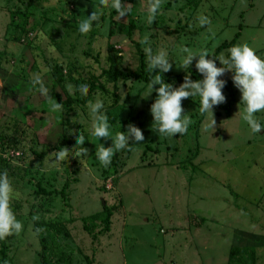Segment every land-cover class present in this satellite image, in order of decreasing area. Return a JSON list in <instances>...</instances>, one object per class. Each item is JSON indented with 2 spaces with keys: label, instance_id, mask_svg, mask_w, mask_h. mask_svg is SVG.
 Returning a JSON list of instances; mask_svg holds the SVG:
<instances>
[{
  "label": "rangeland",
  "instance_id": "rangeland-1",
  "mask_svg": "<svg viewBox=\"0 0 264 264\" xmlns=\"http://www.w3.org/2000/svg\"><path fill=\"white\" fill-rule=\"evenodd\" d=\"M122 2L132 10L117 20L114 10L97 7L100 0H0V135L10 137L8 145L0 143V170L15 189L10 205L22 224L20 233L3 239L5 264H264V129L252 134L240 118L239 91L222 89L225 102L213 108L214 129L205 127L208 115L199 113L198 97L182 99L191 122L185 134L166 137L152 127L155 85L142 98L150 82L103 74L146 71L153 79L146 49H166L172 66L161 76L175 88L182 82L169 77L186 75L178 67L183 48L215 58L216 48L236 33V44L247 43L264 57V0H161L151 24L146 0ZM92 10L100 22L79 33ZM200 15L210 23L201 27ZM48 64L57 66L55 73ZM194 64L195 58L190 79ZM231 75L220 78L227 82ZM36 76L47 97L32 83ZM93 77L107 86L90 101H105L110 136L128 124L144 136L141 144L115 152L107 167L95 150L110 146L111 138L89 134V101L70 111L44 101L52 88L64 99L82 98L71 82ZM27 95L33 102L28 110ZM258 118L264 125V114ZM78 133L87 159L53 163L51 153L71 149Z\"/></svg>",
  "mask_w": 264,
  "mask_h": 264
},
{
  "label": "clouds",
  "instance_id": "clouds-1",
  "mask_svg": "<svg viewBox=\"0 0 264 264\" xmlns=\"http://www.w3.org/2000/svg\"><path fill=\"white\" fill-rule=\"evenodd\" d=\"M97 7L114 10L117 20L127 17L132 10V6L123 3L122 0H100ZM143 10L146 13L147 23L151 24L161 11V0H146ZM86 17L79 22L78 32L81 34L90 31L94 25L93 22H96L95 24L100 22L98 19L100 14L96 11L92 10ZM197 20L201 27L210 23L209 18L205 15L198 16ZM146 52L148 53L147 67L149 73L151 74L155 70V75L148 85L149 91L141 97H147L152 93L153 85H158L155 88L156 98L150 105L152 127L157 134L173 137L176 134L183 135L186 133L191 121L188 113L184 112L181 101L189 97L199 98V113L208 115L205 127L214 129L213 108L225 102L222 89L225 87L226 81L220 77H223L226 71L231 72V82L241 94L239 104L242 105V111L240 118L252 134H258L261 129H264V125L258 118L259 114H264V57L259 56L249 44H234L226 50L227 55H215V59L207 50L201 49L198 52H193L183 48L184 54L178 67L183 69L186 75L183 82L175 88L169 83H164L161 76V73L168 72L172 66L169 62L172 59L169 57L168 50L160 49L152 54L150 49H146ZM194 58V69L196 73L202 76V79L195 81L191 80L188 74ZM215 61H218L221 66H216ZM32 83L39 85L40 96L47 97V89L41 85L39 76H36ZM87 88V84L78 86L81 96L87 94ZM51 107L59 109L61 104L55 102ZM87 108L91 118L89 134L97 140L99 138H111L110 146L104 147L99 144L95 150V158L101 166L107 167L115 152L129 150L131 145L141 144L139 142L144 140L142 131L133 124L126 125L123 132L120 130L116 132L114 138L110 136V125L105 115V101L101 99L89 101ZM84 141V136L78 133L71 149L60 147L51 153L54 158L52 162H64L66 156L79 158L80 162L86 160L88 150L82 146ZM15 195V189L7 172L0 170V240L21 232L22 224L16 218L10 205V201Z\"/></svg>",
  "mask_w": 264,
  "mask_h": 264
},
{
  "label": "trees",
  "instance_id": "trees-1",
  "mask_svg": "<svg viewBox=\"0 0 264 264\" xmlns=\"http://www.w3.org/2000/svg\"><path fill=\"white\" fill-rule=\"evenodd\" d=\"M188 2H193L195 0H187ZM80 16H82V13L80 14ZM239 37V33H236L234 38L229 42V43H223L221 45H219L217 48H216V51H215V55H218V53H220V51L224 50V49H227L229 48L230 46L236 44V41ZM21 40V37H18V38H15L13 41L15 42H19ZM215 59V58H213ZM215 63H217V61H215ZM49 65V64H48ZM50 66V65H49ZM142 66H145V64L142 62ZM34 70L37 69V65H35L33 67ZM50 69L52 70L53 73L56 72V69H57V66L56 65H51L50 66ZM103 74H107L108 77H106L108 80H115L119 77H124V78H129V77H135V78H143L146 82H151L152 81V78L148 75V73L146 71H143L141 73H136V72H129V73H124L122 71H119V70H115L113 72L111 71H108V70H103ZM184 74H177V75H173L172 77H169L170 80L174 79L176 80L177 82H183V78H184ZM58 78V77H57ZM95 77H93L92 79L90 80H87V81H84L80 78H75L74 81H72L71 83H75V85L78 87L79 85L81 84H87L88 85V88H87V94L85 96H83L82 98H68V99H64L59 93L55 92L54 89L52 88L51 89V96L48 97L47 99H45L44 101L46 103L54 100L55 102H59L63 108H65L67 111H70L72 109V106L75 104V103H86L88 101L91 100L92 98V94H94V92L99 88L102 90L103 93H105L107 91V86L106 84H103L101 82L98 81V79H95ZM59 80H62V76H59ZM193 81L195 80H199L198 78V75L195 71V69L193 70V76H192V79ZM165 83V81H163ZM155 87H158V85H155ZM225 87L232 93H233V84L231 82V80L227 81L226 82V85ZM33 89V86L31 87ZM20 89V86H17L15 88V91L18 93ZM33 96V95H32ZM26 105H25V109L28 110V108H31V106L33 105V102L30 100V96L27 95L26 97ZM110 116L109 119H111V122H115L117 121L118 119L116 118V115L117 113L116 112H110L108 114ZM133 120L131 119L130 122H132ZM123 123H127L128 121H124L122 120ZM142 123L139 124V126H141ZM61 137L67 141V137L66 135H61ZM10 137H6V136H2L0 135V143L1 145H8L9 142H10ZM63 141L59 140V145H61ZM36 152V151H34ZM37 153V152H36ZM35 153V154H36ZM42 153H38V155H41ZM97 216V215H95ZM110 217H111V213L110 212H106L105 214V217L102 218V220L105 222V225L104 227L107 229L109 228V222H110ZM85 228L87 230H89V227L87 225H85ZM42 241H46L45 237L42 236ZM4 240H0V244H1V249H0V255H1V261L3 262V264L6 263L7 261V253H6V244H4ZM43 261H45V259H43Z\"/></svg>",
  "mask_w": 264,
  "mask_h": 264
},
{
  "label": "water",
  "instance_id": "water-1",
  "mask_svg": "<svg viewBox=\"0 0 264 264\" xmlns=\"http://www.w3.org/2000/svg\"><path fill=\"white\" fill-rule=\"evenodd\" d=\"M103 204H105L104 202H102Z\"/></svg>",
  "mask_w": 264,
  "mask_h": 264
}]
</instances>
